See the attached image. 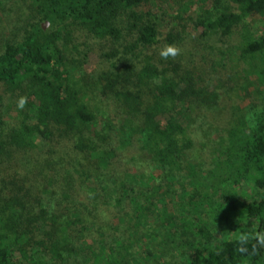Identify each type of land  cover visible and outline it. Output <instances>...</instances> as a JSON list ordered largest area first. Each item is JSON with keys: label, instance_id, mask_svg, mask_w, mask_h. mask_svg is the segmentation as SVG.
<instances>
[{"label": "trees", "instance_id": "obj_1", "mask_svg": "<svg viewBox=\"0 0 264 264\" xmlns=\"http://www.w3.org/2000/svg\"><path fill=\"white\" fill-rule=\"evenodd\" d=\"M149 1L41 0L43 21L52 27L72 22L76 55L66 33L49 35L39 22L21 42L6 43L0 55V160L17 152L53 154L50 165L66 161L78 183L52 192L43 210L25 217V188L0 177V264H12L15 247L26 258L24 247L31 249L34 264H130L102 246L107 237L117 249L130 243L135 252L139 245L131 257L140 264H171L166 256L173 249L184 250L189 264H264V109L253 126L237 109L239 90L231 81L224 85L216 76L221 86L211 91V80L162 58V49L182 45L189 34L178 27L161 32L144 13ZM200 1L205 7L194 24L207 39L229 37L248 17L264 18V0ZM79 27L86 31L83 41L75 37ZM239 49L264 80V32ZM5 93L27 98L23 108L16 105L14 127L3 108ZM197 107L224 109L208 116L221 136L208 173L189 170L194 143L188 113ZM231 107L240 115L230 114ZM242 184L257 196L242 200L233 189ZM100 205L116 213L101 231ZM244 223L256 226V239L247 236V226L241 235Z\"/></svg>", "mask_w": 264, "mask_h": 264}, {"label": "rangeland", "instance_id": "obj_2", "mask_svg": "<svg viewBox=\"0 0 264 264\" xmlns=\"http://www.w3.org/2000/svg\"><path fill=\"white\" fill-rule=\"evenodd\" d=\"M40 1L41 0H2L0 5V55L3 53L6 43L21 42L25 35V31L29 30L31 25L37 22L43 25L46 24V21H43L44 14L39 7ZM202 3L200 0H150L147 3L144 13H151L152 20L157 23L161 32L167 31L169 27H178V29L185 30L189 34L182 45L176 46L179 49V53L173 60L179 62L183 70L195 71L199 73L205 81L211 80V91L217 86H221L217 82L216 76L221 78V82L224 85L231 81V84H234L239 90L238 100L236 102L238 105L237 109H240L242 114L246 115L251 125L255 126L256 118L264 109V80L259 77L257 72L252 71L248 62L241 60L242 52L239 47L249 36L258 38L263 34L264 18L260 16L248 17L229 37L220 38L219 36H214L211 39H207L208 37L203 36L202 30H198L194 24V18L196 15H200L202 13V8L205 7ZM71 26V21L64 25H59L58 27H52L51 24H47L44 32L49 35L52 34L51 32H57L59 34L63 31L66 33L67 36L65 34V37L70 40L66 41L69 45L68 50L71 53L74 52L76 55L75 52L77 49L72 47L77 45L79 41L76 42L75 38L69 34ZM77 30L79 33L76 34L75 37L83 41V36L86 34V31H84L83 27H79ZM61 44H63V42L59 41V45ZM66 62L72 64L69 61ZM257 64H260V61ZM240 85L241 88L239 87ZM1 90H3V86H1ZM223 92H225V88L222 93ZM5 94L6 95L3 96L2 99V104H4L3 108L4 110L6 108L7 113H9L10 126L14 127L16 125H14L11 118L16 115V105L19 99L16 95L12 96L8 93ZM232 108L233 107L228 109L230 114L232 113ZM223 111L224 109L220 108L216 111H206L200 107L195 108L193 112L189 111L188 117L189 114L192 116L190 137L194 143V148L191 152V165L189 166L191 172L208 173L215 169L214 161H212V154L214 148H218V141L221 136L216 129L209 124L208 116L219 117ZM232 114L236 116L240 115L236 110ZM188 120L187 118L183 119L184 124H186ZM227 123L229 124L230 121L228 120ZM222 139L223 138H221L220 143ZM223 143L227 144L225 141ZM32 154L26 153L25 156L24 153L17 152L0 160L2 164L0 167V177L7 178L9 182H14L18 184V187L21 185L25 188L21 193L23 200L19 197L24 203L25 210H22V207L19 209L22 210L23 216L25 217L28 216L27 213H38L40 210H43L48 200L47 198L52 192L66 184L78 183V181H71L72 177L69 175V165L66 161H59L54 165H50V163L56 161L51 160V157L56 158L53 154L52 156L50 154L42 156L41 154ZM21 159L25 160L26 163L22 168H19L20 166L17 165L22 163L23 160ZM32 162L35 163L34 167H30ZM2 179L3 178H0L1 182ZM233 189L237 192L238 196L245 201H250L257 196V192L248 184L234 185ZM176 203L177 201L175 199L174 205ZM168 205L170 210L171 206H173L172 197L169 198ZM98 209L99 216L96 220V227L100 230V228L108 222H114L116 213L113 209L103 205H100ZM36 219H33V221ZM117 225L118 227L116 229H121V227L122 229L121 231L119 229L118 231L112 232L115 237L123 231L125 222L122 221ZM245 226H247V230L250 229L247 233L250 240L256 239V226L251 223L250 225H246L245 223L241 224V235H246V230L243 231ZM173 232L177 234V229L174 228ZM217 238L219 240L225 239L221 234H218ZM107 241L108 237L104 245H102L101 242L99 245L105 248L113 247L117 250L116 253L112 254L113 257L120 259L122 256H126L130 260V264H140L131 257L133 256L132 253H137L139 251V245H137L138 250L134 252L133 249L136 250V246L131 248L130 243H128V245L123 243L122 247L117 249L115 241ZM159 241L160 239H157L154 243ZM128 247L130 248L126 249ZM169 247L171 246L169 245ZM24 248L28 252L27 258V255L22 253L18 247L12 248V264H34L29 257L31 249L27 247ZM105 250L102 249V253H105ZM186 257L187 255L184 250L173 249V251L166 256V262H170L171 264H189Z\"/></svg>", "mask_w": 264, "mask_h": 264}, {"label": "clouds", "instance_id": "obj_3", "mask_svg": "<svg viewBox=\"0 0 264 264\" xmlns=\"http://www.w3.org/2000/svg\"><path fill=\"white\" fill-rule=\"evenodd\" d=\"M179 53V49L173 45L166 46L161 50L160 55L164 59H168L169 57L175 58ZM27 103L26 97H21L18 101V107L23 108Z\"/></svg>", "mask_w": 264, "mask_h": 264}, {"label": "water", "instance_id": "obj_4", "mask_svg": "<svg viewBox=\"0 0 264 264\" xmlns=\"http://www.w3.org/2000/svg\"><path fill=\"white\" fill-rule=\"evenodd\" d=\"M49 24L48 22H46V24L43 25V29L45 30L46 29V25Z\"/></svg>", "mask_w": 264, "mask_h": 264}]
</instances>
